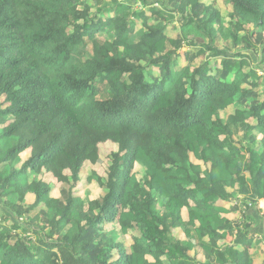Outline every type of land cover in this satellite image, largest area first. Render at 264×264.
I'll use <instances>...</instances> for the list:
<instances>
[{
    "label": "trees",
    "instance_id": "1",
    "mask_svg": "<svg viewBox=\"0 0 264 264\" xmlns=\"http://www.w3.org/2000/svg\"><path fill=\"white\" fill-rule=\"evenodd\" d=\"M217 1L0 0V264H254L264 0Z\"/></svg>",
    "mask_w": 264,
    "mask_h": 264
},
{
    "label": "rangeland",
    "instance_id": "2",
    "mask_svg": "<svg viewBox=\"0 0 264 264\" xmlns=\"http://www.w3.org/2000/svg\"><path fill=\"white\" fill-rule=\"evenodd\" d=\"M204 2L206 3H210L211 0H204ZM217 5L218 8L221 10V13L223 16H226L230 11L231 8L224 3L222 0H218L217 1ZM174 23V22H171ZM175 27L177 28V30H173L172 26H168L167 28V33L171 36H175V34L177 32H179V25L176 24ZM258 28H256L255 30H257ZM260 30H262L260 28ZM262 34L264 35V30H262ZM125 35L127 36L128 34L125 33ZM251 53V52H250ZM252 54V53H251ZM179 61L181 64H184V60L182 55L179 58ZM221 116L226 119L228 113L226 110H221L220 111ZM117 150V145L106 141L104 143H101L99 145V157L98 159H96L94 162H86L84 164V166H82L81 170H80V180L78 181V183L76 184V187L73 189L74 191V195L78 196L80 195L81 197L85 198V199H94L96 198L98 195H100L101 193V189L98 186V184L95 181H91L89 180L90 178H88V181H86V177L91 173V172H96L98 174H101L103 171H105L109 165V154L111 152H114ZM30 155V150L29 151H25L24 153H22V158H26L27 156ZM137 169V167H136ZM42 178L48 182L51 186V196L55 195L54 197L59 196V190L58 189V185H60L57 180L52 176L51 173H46L45 175L42 176ZM219 204H225V206H232V204L235 203V201H230V200H218ZM231 203V204H230ZM256 210L260 211V212H264V201L263 200H259L258 201V209L256 208ZM184 218L186 217V211L185 209H183L182 211ZM238 212H231L228 213L226 216L228 217V219L233 220L234 215H236ZM259 217L261 218L260 214ZM259 219V218H256ZM260 220L256 221V225L258 227V229L260 230V226L259 223ZM264 229V225L263 228L261 226V230ZM179 230H173V235L176 236L178 235ZM119 239L123 242V244H125L126 246H128L131 243V240L129 238V236L127 235H119ZM233 243L236 242V240H232ZM263 243L262 240L259 236L256 237V239L253 242L252 248H251V255L253 258V262L254 264H261L263 259H264V251H263ZM198 259H200V256H198Z\"/></svg>",
    "mask_w": 264,
    "mask_h": 264
},
{
    "label": "crops",
    "instance_id": "3",
    "mask_svg": "<svg viewBox=\"0 0 264 264\" xmlns=\"http://www.w3.org/2000/svg\"><path fill=\"white\" fill-rule=\"evenodd\" d=\"M86 162H90V161H88V160L85 161V162L83 163V166H84V164H85ZM90 163H91V162H90ZM89 175H90V174H89ZM89 175H88V176H89ZM88 176L86 177V181H88ZM89 180H91V181H95L94 179H89ZM88 182H89V181H88ZM95 182H96V181H95ZM96 183H97V182H96ZM58 186H59V185H58ZM58 188H59V187H58ZM57 191H59V190H57ZM100 194H101V193H100ZM54 196H55V195H53V197H54ZM78 196L81 197L80 195H78ZM98 196H99V195H98ZM98 196H97V197H98ZM97 197H96V198H97ZM55 198H56V197H55ZM82 198H83V197H82ZM32 200H33V195H32V194H28V195H27V201H30V202H31ZM233 201H235V200H233ZM263 201H264V200H263ZM217 203H218V201H217ZM235 203L239 204L238 201H235ZM235 203H234V204H235ZM230 204H231V203H230ZM218 205H221V206H223V207L226 208V209H229V208H230L229 206H228V207L225 206V204H219V203H218ZM182 211H183V210H182ZM229 213H231V212H229ZM182 216H183V213H182ZM237 217H239V213H237L236 215H234L233 218H237ZM183 218H184V216H183ZM186 218H187V213H186V217H185L184 219H186ZM178 230H179V229H178ZM178 234H179V233H178ZM176 236H178V235H176Z\"/></svg>",
    "mask_w": 264,
    "mask_h": 264
}]
</instances>
